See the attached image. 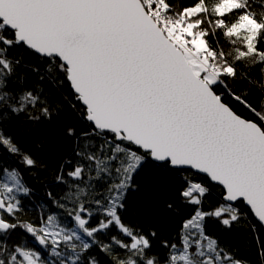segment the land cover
I'll use <instances>...</instances> for the list:
<instances>
[{
  "label": "snow or ice",
  "instance_id": "obj_1",
  "mask_svg": "<svg viewBox=\"0 0 264 264\" xmlns=\"http://www.w3.org/2000/svg\"><path fill=\"white\" fill-rule=\"evenodd\" d=\"M245 225L264 230V0H0V264H264V237L254 262L225 241Z\"/></svg>",
  "mask_w": 264,
  "mask_h": 264
},
{
  "label": "trees",
  "instance_id": "obj_2",
  "mask_svg": "<svg viewBox=\"0 0 264 264\" xmlns=\"http://www.w3.org/2000/svg\"><path fill=\"white\" fill-rule=\"evenodd\" d=\"M28 59H32L30 55H27ZM256 78L259 79V74L256 75ZM65 95L68 96V99L71 100L72 97L67 92ZM72 123L68 121L64 116L61 117L60 121L56 123L55 130L49 129L47 132H43L40 135L47 137L44 140L43 150L40 152L41 160L46 166V171H51L54 166L58 165L61 162L62 157L69 154L72 150L73 142L70 138L64 136V128L67 124ZM27 143V142H26ZM30 175L40 176L41 180L37 181L38 183L46 184L50 180V176L45 174V171L33 172ZM141 183H154V181L146 178L142 175L138 178ZM142 193L131 194L130 199L135 201L141 198ZM210 203L214 204L215 199H211ZM194 206H180V215L169 217L166 222L167 231L175 233L180 223L184 218L192 213ZM245 211H248L245 208ZM249 223L254 224L255 220L251 218V213L249 212ZM210 227L215 228L217 234H219L218 226L214 222H210ZM248 226L245 225L243 228H233L231 233H228L225 236L226 243L232 245V251L239 257L247 259L249 261L257 260L258 253V244L255 240V236L259 235L264 237V230H259L256 233H253L250 230H247ZM107 264V262H106Z\"/></svg>",
  "mask_w": 264,
  "mask_h": 264
}]
</instances>
